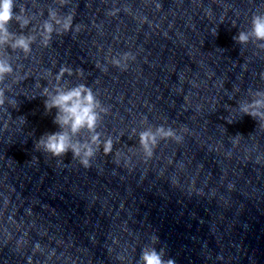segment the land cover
I'll return each mask as SVG.
<instances>
[{"label": "clouds", "instance_id": "9594fccd", "mask_svg": "<svg viewBox=\"0 0 264 264\" xmlns=\"http://www.w3.org/2000/svg\"><path fill=\"white\" fill-rule=\"evenodd\" d=\"M14 20L21 23L22 27L30 23L27 17L22 18L16 13L14 0H0V48L20 50L27 55L31 52V45L37 37L11 32L9 26ZM71 24V17L59 18L56 11L50 9L49 18L44 21L43 31L39 33L41 43L44 45L49 43L52 33L59 31L57 26L67 30ZM234 40L242 46L251 43L257 48L264 49V12H254L251 15L248 28L238 31ZM129 59H135V57L131 53H124L121 59H112V63L121 70H126L127 64H122L121 60L126 62ZM13 71L8 55L6 53L0 55V82H3ZM65 72L68 76L73 75L71 68L61 67L55 76L56 83L50 88H43L40 94L46 98L44 100L46 113H50L53 109L56 110L53 122L58 126L59 131L43 134L35 142L34 147L38 146L54 157L71 153L74 158L79 159L83 166L88 167L91 158L94 157L101 144H103L106 153L112 150V140L109 138L102 141L100 133L97 132L107 109L102 105L92 88L86 84L62 83ZM262 78H264V74H262ZM248 95L250 99L242 100L238 104V112L240 115L251 116L258 123L264 122V89L250 90ZM6 100L13 104L14 108L17 107V101L8 99L5 89L0 88V105H3ZM233 120H228V122L232 123ZM138 135L139 143L148 156H151L154 147L162 139H174L177 142L183 139L175 129L163 125L145 128ZM157 243L158 237L152 236L150 243L142 248L137 264H175L173 258L166 257L164 248L157 249L155 246Z\"/></svg>", "mask_w": 264, "mask_h": 264}]
</instances>
